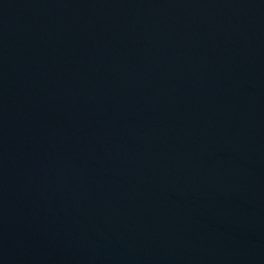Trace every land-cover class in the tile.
Instances as JSON below:
<instances>
[{
	"label": "water",
	"instance_id": "1",
	"mask_svg": "<svg viewBox=\"0 0 264 264\" xmlns=\"http://www.w3.org/2000/svg\"><path fill=\"white\" fill-rule=\"evenodd\" d=\"M0 264H264V0H0Z\"/></svg>",
	"mask_w": 264,
	"mask_h": 264
}]
</instances>
